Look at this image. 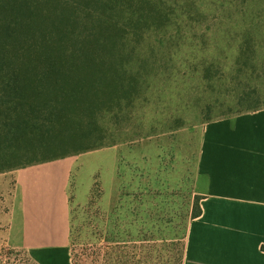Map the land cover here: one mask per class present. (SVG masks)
I'll use <instances>...</instances> for the list:
<instances>
[{
    "label": "rangeland",
    "instance_id": "1",
    "mask_svg": "<svg viewBox=\"0 0 264 264\" xmlns=\"http://www.w3.org/2000/svg\"><path fill=\"white\" fill-rule=\"evenodd\" d=\"M166 1L169 21L139 49L141 95L101 119L110 145L67 156L74 264H183L203 125L264 106V0ZM15 170L0 172V228ZM2 236L0 264H31Z\"/></svg>",
    "mask_w": 264,
    "mask_h": 264
},
{
    "label": "trees",
    "instance_id": "2",
    "mask_svg": "<svg viewBox=\"0 0 264 264\" xmlns=\"http://www.w3.org/2000/svg\"><path fill=\"white\" fill-rule=\"evenodd\" d=\"M170 15L166 0H0V172L110 145L101 119L141 95L139 49Z\"/></svg>",
    "mask_w": 264,
    "mask_h": 264
},
{
    "label": "crops",
    "instance_id": "3",
    "mask_svg": "<svg viewBox=\"0 0 264 264\" xmlns=\"http://www.w3.org/2000/svg\"><path fill=\"white\" fill-rule=\"evenodd\" d=\"M71 168L66 157L13 174L0 230L5 245L31 264H73ZM193 194L202 213L187 225L183 264H264V108L203 125Z\"/></svg>",
    "mask_w": 264,
    "mask_h": 264
}]
</instances>
